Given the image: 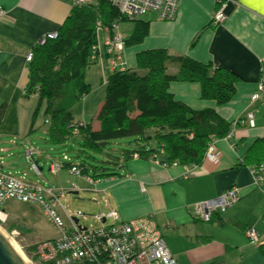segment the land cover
<instances>
[{
  "label": "crops",
  "instance_id": "0c3cea01",
  "mask_svg": "<svg viewBox=\"0 0 264 264\" xmlns=\"http://www.w3.org/2000/svg\"><path fill=\"white\" fill-rule=\"evenodd\" d=\"M76 4L77 0H0V8L5 11L0 18V152L6 154L0 156V172L33 184L40 183L29 180L25 174L12 173L19 171L14 166L9 171L3 157L11 160L18 146L24 152L33 147L34 160L46 156L51 165L62 162L40 148L39 142L47 144L49 152L57 156L69 155L50 142L45 119L42 126L38 114L34 116L38 96L27 95L26 57L48 35L60 30ZM216 6L215 0H181L174 21L169 22L160 20L153 12L145 21L149 24L147 36L140 44L128 45L121 62L132 69L137 66V54L164 49L236 74L239 82L235 95L225 105L204 100L199 83L170 85L176 99L191 109H213L230 123L242 119L233 134L214 139L215 153L205 155L202 164L191 173L180 164L163 166L160 157L159 161L135 158L125 165L122 178L91 183L83 177L78 179V185L70 182L68 187L60 188L77 194L91 188H87L88 182L91 191L104 193L109 210L116 211L122 221L152 219L178 264H264V246L251 244L245 234L247 228H254L264 236V180L254 181L249 170L253 161L248 159L251 148L264 139V97L256 102L251 100L260 78H264V0H231L227 20L214 27L211 22ZM133 31L132 28L120 33L128 40ZM106 38L99 41L100 50ZM105 68L100 64L93 71L101 73L98 81L102 83L108 72ZM90 72L86 79L92 76ZM102 103L103 99H92L86 106L93 113L96 109L97 115ZM248 113L254 115V125L247 122ZM36 161L39 167L38 158ZM40 172L39 177L43 175L41 169ZM233 187L238 189L239 199L225 213H215L209 223L193 217L196 203L217 199ZM33 205L42 210L40 205Z\"/></svg>",
  "mask_w": 264,
  "mask_h": 264
},
{
  "label": "trees",
  "instance_id": "16d2710c",
  "mask_svg": "<svg viewBox=\"0 0 264 264\" xmlns=\"http://www.w3.org/2000/svg\"><path fill=\"white\" fill-rule=\"evenodd\" d=\"M122 21L127 19L108 0L76 4L58 36L48 37L33 48L26 91L27 95L38 96L34 116L44 105L48 136L54 146L67 147L73 138L79 140L77 158L81 163H74L70 156L63 157L62 163L65 170L78 166L80 176L93 182L124 177L122 170L134 158L156 161L160 157V162L168 166H199L210 143L228 137L235 122L225 121L213 109H191L176 99L170 85L199 83L204 100L225 105L233 99L239 78L224 67L173 55L164 49L141 52L136 56L135 68L129 69L121 61L116 69L107 68L105 98L94 119L98 124L75 120L71 108L91 92L86 73L98 63V32L113 33ZM148 30L147 22L136 21L132 36L125 40L126 47L140 44ZM108 58L104 60L106 67ZM1 118L2 112L0 121ZM258 142L248 154L253 161L249 167L264 162V139ZM19 228L12 224L7 230L20 231ZM35 247L34 244L30 250Z\"/></svg>",
  "mask_w": 264,
  "mask_h": 264
},
{
  "label": "built area",
  "instance_id": "2783aa9c",
  "mask_svg": "<svg viewBox=\"0 0 264 264\" xmlns=\"http://www.w3.org/2000/svg\"><path fill=\"white\" fill-rule=\"evenodd\" d=\"M91 0H77L82 5ZM122 15L136 18L147 13H157L164 21H174L181 0H108ZM223 1V0H222ZM225 7L227 3L223 1ZM222 14V13H221ZM218 15L213 22L218 26L225 20V16ZM5 16L4 9L0 8V18ZM47 38V37H46ZM45 38V39H46ZM41 41V44L45 42ZM107 68L111 71L120 64L121 56L125 50V38L119 34L107 41ZM99 53H100V47ZM33 52L28 54L27 61L33 59ZM124 65L122 66V68ZM264 97V78H260L257 90L252 95V102ZM247 122L254 125V115L247 114ZM242 121V119L238 120ZM236 121L231 133L236 128ZM244 123V122H243ZM215 143L211 142L206 155L214 154ZM35 149L28 147L24 156L32 164L37 175H40L38 165L34 163ZM159 161V160H156ZM168 167L167 164H162ZM174 163L170 166H177ZM197 166H185L188 172L194 171ZM52 173H58L64 169L62 162H52ZM71 174L80 176L81 169L72 166L68 169ZM249 170L256 183L264 180V162ZM93 182L92 180H88ZM75 186L72 185V190ZM144 190V188H142ZM67 195V190L42 184H33L24 178H18L11 174L0 172V223L8 222V215L3 210L6 202L16 200L24 203H33L42 207L47 220L57 229L60 236L53 240H46L35 244V255L38 256L36 264H177L171 254L160 230L151 219H135L122 221L114 210L107 215L101 212L93 218L99 224L96 227H84L82 220H87V215L81 210L67 211L62 205V199ZM239 199L238 189H228L219 198L195 204L194 218L203 222H211L215 213H225ZM62 208L64 218L59 209ZM245 234L251 244L264 246V236H261L254 228H247ZM11 241L20 237V231L13 229L8 233ZM13 242V241H12ZM32 264V262H30Z\"/></svg>",
  "mask_w": 264,
  "mask_h": 264
},
{
  "label": "rangeland",
  "instance_id": "374dc122",
  "mask_svg": "<svg viewBox=\"0 0 264 264\" xmlns=\"http://www.w3.org/2000/svg\"><path fill=\"white\" fill-rule=\"evenodd\" d=\"M215 1H216L217 6L214 11V15H212L211 23L213 25L215 17L222 13L221 15L226 17L225 20L219 24V25H222L228 18L227 8H228V3L231 0H223L224 2L227 3L226 7L223 4L222 0H215ZM151 14L152 13H147L145 15H141L136 18H131V17L121 14V16L125 17L127 21H122V22L117 23L113 33H110L107 30L105 31L99 30L98 41L100 42L104 41V38L107 37L105 39L106 42H103L101 49L105 50L104 48H106L108 44L107 41H110L112 38L117 36V34L123 36L120 32H125L132 28L135 30L136 21L138 20L146 21L147 18H149ZM57 36H58V31L48 35V37L52 39H55ZM125 46H126V41H125ZM102 50H100V53L98 52V54L95 57V61L98 63L92 65L87 70V72L91 71L90 74L92 73V76L89 75L90 77L89 79H87L88 84L91 87L90 95L88 96V98H86L85 100L79 101L77 104H75L71 108V112L76 121L93 122L94 125L98 124L97 120H94L96 118V114H95L96 109L93 113V111H91V109H88L86 105H87V102L92 99L93 100L103 99L104 101V98H105L106 87L104 83L100 82L102 78L100 76L102 75L101 73L96 74L95 72H93L94 70H97L100 67V64L104 65V60L106 59V57L104 55V51ZM105 69H107V67ZM70 89L71 87L67 90V93H69L68 91ZM43 109L44 108L42 106L38 112V116H39L38 118L40 119L39 125H42V126L44 123ZM38 146L42 149H46L47 152L49 154H52L54 157H57L59 159L63 158L62 155L60 154L57 156L55 153L49 152L47 144H42L39 142ZM79 148H80L79 140L77 138H73L72 140H70V143L67 147L60 146V149H58V151H65V153L68 154L70 158H72L74 163H81L80 160L77 158V153H78L77 151ZM5 155L6 154L0 152V156H5ZM14 157H17V158H14ZM3 158H5L7 164H9L5 166V168H7L9 171L15 167L14 170H19V171L18 172L11 171L12 173H15L19 176H22L25 174L29 180L39 182L40 184L45 185V186H48V184H50L58 188L62 186L68 187V185H70V182H75L77 184V181L79 178L84 179L82 176L71 174L68 169L67 170L63 169L61 170L60 173H56V174L52 173L51 171H49V167L51 165L50 160L47 159L46 156L37 157L38 160L40 161L39 167L43 168V171H42L43 175L41 177L37 176V174L32 168V164L29 163L27 159L25 158L24 151L22 150L21 146H18L17 152L15 153V155L13 156L11 160H9V157H3ZM86 184H87V188H90V187L92 188V186L88 182ZM91 188L87 190L81 189L79 193L77 194L67 193L66 197L62 199V205L66 208L67 211L81 210L87 215V220H82V225L87 228L96 227V225L99 224L93 218L94 216L98 215L99 212L106 214V215L110 212L109 210L110 208H108V204H106V201H105L104 193L99 194L96 191L95 192L91 191ZM3 210L8 215V222L5 225H2L4 230L8 234L9 231L7 230V227L11 226L12 224L15 225L16 227H20L24 229V232H23L19 228L20 234H21L20 237L17 239L15 238L12 241L16 244V246L21 251V253L23 254V256L25 257V259L28 261L29 264L30 262H32V264H36L34 263L35 259L33 258V253H32L33 251L30 250L31 247L34 245V243H40L46 240L56 239L57 237L60 236V233L47 220V218L43 214V211L40 209V207H37L33 204L24 203V202H20L16 200H9L8 202L5 203ZM59 211L61 215L65 218L66 215L63 209L60 208Z\"/></svg>",
  "mask_w": 264,
  "mask_h": 264
},
{
  "label": "water",
  "instance_id": "95a60500",
  "mask_svg": "<svg viewBox=\"0 0 264 264\" xmlns=\"http://www.w3.org/2000/svg\"><path fill=\"white\" fill-rule=\"evenodd\" d=\"M38 165L37 161H34ZM43 171V168H40ZM0 264H29L26 259L14 248L6 237L4 231L0 229Z\"/></svg>",
  "mask_w": 264,
  "mask_h": 264
},
{
  "label": "bare ground",
  "instance_id": "6f19581e",
  "mask_svg": "<svg viewBox=\"0 0 264 264\" xmlns=\"http://www.w3.org/2000/svg\"><path fill=\"white\" fill-rule=\"evenodd\" d=\"M160 19V18H159ZM161 20V19H160ZM164 21V20H162ZM166 22H169V21H166ZM214 26V25H213ZM215 27V26H214ZM82 123V122H81ZM3 224L0 223V229L2 231H4V233L6 234V237L8 238V240L12 243V245L14 246V248L22 255V257L25 259V257L23 256V254L21 253V251L18 249V247L16 246V244L14 242L11 241V238H9V235L6 233V231L4 230Z\"/></svg>",
  "mask_w": 264,
  "mask_h": 264
},
{
  "label": "clouds",
  "instance_id": "9594fccd",
  "mask_svg": "<svg viewBox=\"0 0 264 264\" xmlns=\"http://www.w3.org/2000/svg\"><path fill=\"white\" fill-rule=\"evenodd\" d=\"M126 40V39H125ZM40 169V168H39Z\"/></svg>",
  "mask_w": 264,
  "mask_h": 264
}]
</instances>
